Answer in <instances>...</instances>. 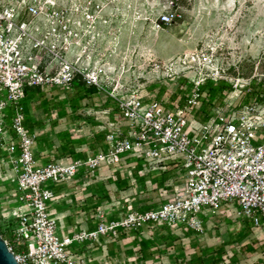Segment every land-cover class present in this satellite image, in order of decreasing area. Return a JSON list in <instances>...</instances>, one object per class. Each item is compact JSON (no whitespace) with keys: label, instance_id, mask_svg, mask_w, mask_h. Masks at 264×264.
Listing matches in <instances>:
<instances>
[{"label":"rangeland","instance_id":"374dc122","mask_svg":"<svg viewBox=\"0 0 264 264\" xmlns=\"http://www.w3.org/2000/svg\"><path fill=\"white\" fill-rule=\"evenodd\" d=\"M80 1L90 4L82 12L93 15L92 24L81 22L80 63L94 73L100 87L81 99L75 89L46 87L26 102L39 163L56 160L63 150L87 156L91 146L98 148L111 126L121 123L114 98L135 92L166 106H181L194 85L203 82L207 85H199L200 100L190 110V117L200 121L237 112L254 102V88L264 86V0ZM166 11L180 18L160 25ZM132 165V170L102 168L97 177L79 176L65 190L58 188V202L64 199V213L72 218V234L90 231L98 212L104 222L157 206L181 177L172 162L155 172ZM12 189L2 193L0 187V195L6 197ZM17 205L1 201L0 210ZM237 209L223 205L204 219L198 232L150 225L84 241L79 254L89 264H264V232L252 229ZM4 220L0 215V224ZM64 233L58 226L56 234ZM1 235L15 250L13 237ZM16 251L25 248L17 245Z\"/></svg>","mask_w":264,"mask_h":264},{"label":"built area","instance_id":"2783aa9c","mask_svg":"<svg viewBox=\"0 0 264 264\" xmlns=\"http://www.w3.org/2000/svg\"><path fill=\"white\" fill-rule=\"evenodd\" d=\"M86 4L0 0V92H5L0 98V187L2 193L13 187L6 197L0 195V202L18 203L15 208H1L0 215L14 222L15 250L5 242L19 263L89 264L79 254L84 241L150 225L198 232L204 219L223 205L234 204L252 229L264 232V101L201 122L190 117V110L200 100L198 87L203 82L194 85L181 106H166L135 92L114 98L121 123L104 135L102 149L84 160L39 163L37 136L24 126L26 90H71L76 78L86 87H100L94 73L80 63L81 22L92 24L93 17L82 12L90 6ZM178 18L166 11L159 24L171 25ZM166 162L175 164L181 177L157 206L104 222L98 212L93 230L56 234L59 223L51 207L62 196L54 186L79 176L97 177L102 168L132 166V170L138 163L155 172ZM17 245L25 251L17 252Z\"/></svg>","mask_w":264,"mask_h":264},{"label":"trees","instance_id":"16d2710c","mask_svg":"<svg viewBox=\"0 0 264 264\" xmlns=\"http://www.w3.org/2000/svg\"><path fill=\"white\" fill-rule=\"evenodd\" d=\"M204 86L207 85V84H203ZM72 90H74V93H75V96L78 98V99H81L83 97H86L88 95H95L98 93V89L95 88V87H86L84 82L80 79V78H76L73 82V85H72ZM213 86L210 87V89H213L212 88ZM253 87V86H252ZM260 90L257 89V88H254V93L256 95V98L254 101H264V92L263 94H260L259 91H263L264 90V86L263 84L260 85ZM40 89L39 88H34V89H28L26 90V97L23 101V107H25V104L26 102H28V100L33 96L35 95L36 92H39ZM117 109V107H116ZM24 115H25V119H24V126L32 131L33 130V127H34V124L30 122V120L28 119L27 115L25 114V110H24ZM208 118H205V119H199L201 122H204L206 121ZM104 137V136H103ZM103 137H101V139H103ZM92 147V151H96V149L100 148L102 149L103 148V141L99 142V144L97 145L98 148H96V146H91ZM57 155V158L55 159H59V158H63V157H71V158H74V159H82L84 160L86 158V155L85 153L84 154H76V153H71L70 150H63L61 152H58ZM46 162H49V160H46ZM135 172H137V170H135ZM66 184H63V186H59V187H53V190L56 194H58V188L60 187H63L62 189H64ZM56 205V204H55ZM5 221V220H4ZM251 227V225H249ZM14 227V222L12 219H9L7 221H5L4 223L0 224V236L1 235V232L5 233V234H8L9 236H12L11 234V230L13 229ZM5 240V239H4Z\"/></svg>","mask_w":264,"mask_h":264},{"label":"crops","instance_id":"0c3cea01","mask_svg":"<svg viewBox=\"0 0 264 264\" xmlns=\"http://www.w3.org/2000/svg\"><path fill=\"white\" fill-rule=\"evenodd\" d=\"M63 184H67V183H61V184L56 185L55 187L57 188L59 186H63ZM66 187L67 186L65 185L64 189H62V190H65ZM62 190H59L58 194L62 193ZM61 199L62 200L60 202H58L56 205L51 207V212L58 219L60 231L62 232V229H63V231L65 232L64 235H67V234L72 233V230H70L71 225H72L71 224L72 218L70 216H67L64 213V199L63 198H61ZM95 226H96V224L90 225L88 227V230H93L95 228ZM132 238L134 239V243H135V237H132ZM100 239H102V238H100Z\"/></svg>","mask_w":264,"mask_h":264},{"label":"water","instance_id":"95a60500","mask_svg":"<svg viewBox=\"0 0 264 264\" xmlns=\"http://www.w3.org/2000/svg\"><path fill=\"white\" fill-rule=\"evenodd\" d=\"M0 264H20L14 253L7 247L5 240L0 236Z\"/></svg>","mask_w":264,"mask_h":264},{"label":"bare ground","instance_id":"6f19581e","mask_svg":"<svg viewBox=\"0 0 264 264\" xmlns=\"http://www.w3.org/2000/svg\"><path fill=\"white\" fill-rule=\"evenodd\" d=\"M206 68H208V69H209V67H206Z\"/></svg>","mask_w":264,"mask_h":264}]
</instances>
